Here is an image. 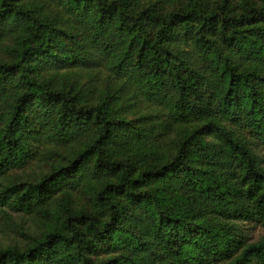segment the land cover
<instances>
[{"label":"trees","instance_id":"trees-1","mask_svg":"<svg viewBox=\"0 0 264 264\" xmlns=\"http://www.w3.org/2000/svg\"><path fill=\"white\" fill-rule=\"evenodd\" d=\"M0 264H264V0H0Z\"/></svg>","mask_w":264,"mask_h":264},{"label":"rangeland","instance_id":"rangeland-1","mask_svg":"<svg viewBox=\"0 0 264 264\" xmlns=\"http://www.w3.org/2000/svg\"><path fill=\"white\" fill-rule=\"evenodd\" d=\"M14 222H8L4 217L0 216V247L7 246L22 239L21 229L22 225L32 226L33 220L28 216L14 214ZM247 230L252 235L253 239H258L264 235V229L260 226L247 224Z\"/></svg>","mask_w":264,"mask_h":264}]
</instances>
